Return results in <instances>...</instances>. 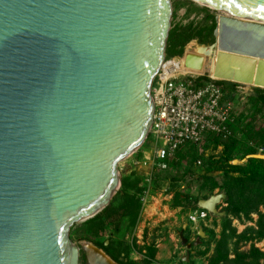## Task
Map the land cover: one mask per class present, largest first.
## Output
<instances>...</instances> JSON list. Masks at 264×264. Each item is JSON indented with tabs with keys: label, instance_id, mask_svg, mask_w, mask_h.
<instances>
[{
	"label": "water",
	"instance_id": "water-1",
	"mask_svg": "<svg viewBox=\"0 0 264 264\" xmlns=\"http://www.w3.org/2000/svg\"><path fill=\"white\" fill-rule=\"evenodd\" d=\"M193 1L227 14L215 77L264 86V0ZM172 16V0H0V264H78L72 229L150 133Z\"/></svg>",
	"mask_w": 264,
	"mask_h": 264
},
{
	"label": "rangeland",
	"instance_id": "rangeland-1",
	"mask_svg": "<svg viewBox=\"0 0 264 264\" xmlns=\"http://www.w3.org/2000/svg\"><path fill=\"white\" fill-rule=\"evenodd\" d=\"M172 7L166 62L182 57L194 42L213 47L214 35L209 43L202 38L217 26L219 11L193 0H172ZM189 26H197L200 36L177 49L174 34ZM226 89L228 102L242 116L235 137L220 144L208 139L200 149L165 161L163 168L153 156L149 133L119 165L121 187L108 208L91 224L72 229L70 239L80 249L78 264H90L82 249L87 243L96 248L103 244L115 260L104 253L116 264H264V182H251L241 190L243 196L233 178L215 171L225 166L227 154L232 163L240 162L250 149L264 156V108L257 88L246 96L241 90L240 100L233 96V87ZM199 209L207 212L206 220L191 222Z\"/></svg>",
	"mask_w": 264,
	"mask_h": 264
},
{
	"label": "built area",
	"instance_id": "built-area-1",
	"mask_svg": "<svg viewBox=\"0 0 264 264\" xmlns=\"http://www.w3.org/2000/svg\"><path fill=\"white\" fill-rule=\"evenodd\" d=\"M221 82L206 75H184L176 71L169 75L161 68L152 87L155 112L150 130L153 156L159 166L165 168V161L200 149L210 137L222 141L235 137V130L242 122L241 112L228 102L231 95ZM231 84L236 100L241 99V90L246 92L242 94L245 96L253 92ZM206 218L207 212L199 209L190 220L201 223Z\"/></svg>",
	"mask_w": 264,
	"mask_h": 264
},
{
	"label": "trees",
	"instance_id": "trees-1",
	"mask_svg": "<svg viewBox=\"0 0 264 264\" xmlns=\"http://www.w3.org/2000/svg\"><path fill=\"white\" fill-rule=\"evenodd\" d=\"M197 26H189L184 32H181L180 34H174V40H172V44L176 46L177 49L183 48L189 42L200 36L199 32L196 29ZM216 26H212L211 28L207 29L205 32V36L202 38V42L209 43L208 39H213L214 31ZM184 53H182L180 56H183ZM225 88L227 87H233V84L228 83V82H221ZM227 90V89H226ZM255 91H259L260 95L258 98V102L260 105L264 108V90L260 89H254ZM242 123V122H241ZM241 123L239 126H241ZM209 139L215 140L216 144L222 143V140H219L218 138L215 137H210ZM231 140V139H230ZM224 142V141H223ZM227 152V147H224V152L225 154ZM257 152L254 149L248 150L246 153L245 157L242 158V160L238 163H232L231 156L227 154L225 156L226 160L225 163L222 165L225 166H220L219 168L215 169V171H223L227 176H230L235 180L234 184L239 186V190L241 195L244 196V193L241 192V190L245 189V187L249 186L251 182L254 181V183L259 184V180H262L264 182V160L262 159H255V158H249V156L256 155ZM228 167V168H225ZM108 208V207H107ZM106 208V209H107ZM105 209V210H106ZM99 217L96 216L93 219L88 220L85 222V225L91 224L94 220H96ZM98 248H100L102 251H104L108 256L113 258V256L110 254V252L105 248L103 244L99 245L96 244ZM114 259V258H113ZM115 260V259H114Z\"/></svg>",
	"mask_w": 264,
	"mask_h": 264
},
{
	"label": "bare ground",
	"instance_id": "bare-ground-1",
	"mask_svg": "<svg viewBox=\"0 0 264 264\" xmlns=\"http://www.w3.org/2000/svg\"><path fill=\"white\" fill-rule=\"evenodd\" d=\"M218 11L221 13V15H227L226 13H223L220 10ZM192 49H194V52L187 53L188 50H192ZM206 52H208V54H206ZM220 52L221 50L218 45H215L214 47L209 46L208 48H206V50L205 49L203 50L202 47H199L194 42L190 45V47H188L184 56L174 58L176 60H172V63H168L165 61L163 64V69L167 70L169 75L173 74V71L182 73L184 75H192V76H203L208 73L209 74L208 76L210 78L223 80V78L215 77V73H214L217 63V58ZM189 56H193V57H189ZM170 67L173 68L171 71L168 70ZM239 83H240L239 85H242L245 90L253 89V88L264 90V86H258L255 85V83L252 84H247L243 82H239ZM99 254L103 259L111 261V259L108 256H106L105 253H103L102 251H99Z\"/></svg>",
	"mask_w": 264,
	"mask_h": 264
}]
</instances>
